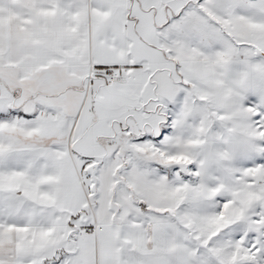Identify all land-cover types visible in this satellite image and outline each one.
<instances>
[{
  "label": "snow or ice",
  "instance_id": "obj_1",
  "mask_svg": "<svg viewBox=\"0 0 264 264\" xmlns=\"http://www.w3.org/2000/svg\"><path fill=\"white\" fill-rule=\"evenodd\" d=\"M0 264H264V0H0Z\"/></svg>",
  "mask_w": 264,
  "mask_h": 264
}]
</instances>
